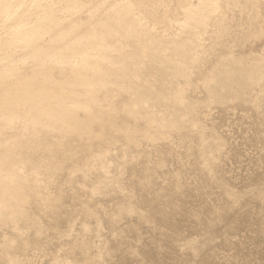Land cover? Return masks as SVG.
Segmentation results:
<instances>
[{"label":"rangeland","instance_id":"1","mask_svg":"<svg viewBox=\"0 0 264 264\" xmlns=\"http://www.w3.org/2000/svg\"><path fill=\"white\" fill-rule=\"evenodd\" d=\"M0 264H264V0H0Z\"/></svg>","mask_w":264,"mask_h":264},{"label":"bare ground","instance_id":"2","mask_svg":"<svg viewBox=\"0 0 264 264\" xmlns=\"http://www.w3.org/2000/svg\"><path fill=\"white\" fill-rule=\"evenodd\" d=\"M93 1H94V0H93ZM122 1H123V0H122ZM115 2H116V1H115ZM115 2H114V3H115ZM120 3H121V2H120ZM120 3H119V4H120ZM115 4H116V3H115ZM129 4H130V3H129ZM136 4H137V3H136ZM115 6H116V5H115ZM110 8H111V7H110ZM108 14H109V13H108ZM151 18H152V17H151ZM152 19H153V18H152ZM1 24H2V23H1ZM152 29H153V28H152ZM175 36H176V35H175ZM8 37H9V36H8ZM7 39H8V38H7ZM14 40H15V38H14ZM176 40H177V39H176ZM14 42H15V41H14ZM175 45H176V44H175ZM174 47H175V46H174ZM68 58H69V57H68ZM48 60H49V59H48ZM107 60H108V59H107ZM159 60H160V59H159ZM51 62H52V61H51ZM38 63H39V62H38ZM33 69H35V68H33ZM74 79H75V78H74ZM78 79H79V78H78ZM62 80H63V79H62ZM58 91H59V90H58ZM58 93H59V92H58ZM80 105H81V104H80ZM116 121H117V120H116ZM119 123H120V122H119ZM122 123H123V122H122ZM183 123H184V122H183ZM162 127H163V126H162ZM121 128H122V127H121ZM107 131H108V130H107ZM103 132H104V131H103ZM108 138H109V137H108ZM154 140H155V139H154ZM106 142H107V141H106ZM97 151H98V150H97ZM97 151H96V152H97ZM93 159H94V158H93Z\"/></svg>","mask_w":264,"mask_h":264}]
</instances>
